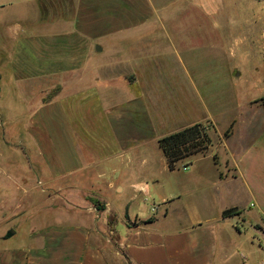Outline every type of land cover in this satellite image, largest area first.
<instances>
[{"label": "crops", "instance_id": "0c3cea01", "mask_svg": "<svg viewBox=\"0 0 264 264\" xmlns=\"http://www.w3.org/2000/svg\"><path fill=\"white\" fill-rule=\"evenodd\" d=\"M33 1L38 9L33 20L25 19L32 30L20 29L22 50L35 71L31 76L20 77L21 80L60 73L72 75L69 84L77 82L75 79L83 83L88 79V63L84 60L92 55L93 71L118 67L120 70L114 73L118 81L120 75L131 76L122 77L134 88L126 102L127 116L120 113L112 118H151L144 108L154 104L165 106L166 101L160 96L149 100L153 84L151 67L141 60L154 53L162 57L165 19L161 15L180 0ZM88 45L91 48L99 45V50L92 48L90 53ZM79 52H83V57L75 56ZM161 62L156 63L158 67L163 65ZM68 95L33 111L25 131L35 147L29 155L22 151L30 171V176L23 180L26 184L27 179L34 178L37 190L42 181L35 164L40 165L47 171L43 179L48 185L69 192L64 194L67 201L76 197L74 188H81L94 194L104 207L97 210L87 203L73 213L83 220L94 215L92 225L86 220L71 224L59 221L30 231V243L26 245H0V264H121V260L127 264H249V259L229 245V232L240 236L241 228L251 230L250 244L256 243L258 253L262 254L257 258L258 264H264V123L259 126V121L254 120L243 129V124L235 121L232 132L226 137L225 131L220 133L215 136L216 141L207 133L206 152L195 155L190 165L178 164L172 171L167 168L158 140L194 124L208 123L214 130L213 122L211 118H187L186 123L156 136L167 171L181 176L177 191L171 199L158 201L160 218L149 216L141 220L135 216L131 221L123 216L124 225L118 228L117 210L109 204L99 185L83 188L75 183L74 177L87 171L95 172L99 180L104 169L111 168L115 178L107 182V190L119 196L131 191L128 207L138 195L148 199L151 194L150 184L139 175L147 167L154 168L156 154L137 143L139 139L133 135L138 127L135 121L128 122V127L123 121L111 125L113 130L106 122L92 129L89 118H72L66 102ZM176 103L181 108V101ZM4 174L0 164V242L16 234L14 223L8 222L17 216L8 218L3 214L9 196L7 183L2 179ZM56 180L63 183L57 186ZM156 182L152 178V183ZM16 204L11 215L24 210V205ZM173 205L182 218L181 221L178 218L174 228L163 225ZM228 209L237 213L223 217L222 213ZM111 217L115 221L109 223ZM9 229L14 230L11 236ZM254 254L248 252L247 257Z\"/></svg>", "mask_w": 264, "mask_h": 264}, {"label": "rangeland", "instance_id": "374dc122", "mask_svg": "<svg viewBox=\"0 0 264 264\" xmlns=\"http://www.w3.org/2000/svg\"><path fill=\"white\" fill-rule=\"evenodd\" d=\"M0 6V150L3 153L0 164L6 173L2 179L6 181L9 193L3 214H7L8 218L17 216L8 222L14 223L16 234L0 242V245H26L30 243V231L59 221L71 224L86 220L92 225L96 219L94 215L85 216L83 220L73 213L78 206L87 203L95 207L92 199L102 205L94 194L81 188H74L76 197L67 201L64 194L69 192L48 185L43 179V173L47 174V171L40 165L35 164L40 170V187L36 190L34 178L24 183L23 178L29 177L30 171L22 151L29 155L35 147L25 128L33 111L42 104L55 99L60 101L69 94L66 102L70 105L72 118H89L92 129L104 122L113 128L122 121L125 127H128V122L133 124L135 121L138 127L131 132L139 139L137 143L158 154L154 155V168L147 167L139 175L150 184L151 194L148 199L138 195L128 207L126 204L132 196L131 191L119 196L107 190V182L115 178L111 168L104 169L99 180L95 178V172L91 174L87 171L74 177L75 183L83 188L99 185L109 204L117 210L118 228L124 225L123 216L131 221L135 216L141 220H147L149 216L160 218L162 210L156 207L158 201L171 199L177 191L181 176L167 171L156 136L186 123L187 118H211L214 130L208 123L203 126L212 141H216L215 136L224 131L229 135L235 121L243 124V129L254 120L259 121V126L264 123V0H180L175 7L165 14L163 12L162 57L154 53L143 56L146 59L141 61L151 67L149 75L153 84L149 100L152 102L160 96L166 101L165 106L156 107L154 104L144 108L151 118L125 117L118 120L112 117L120 113L127 116L126 102L130 98L129 91L134 89L122 77L129 79L131 76L120 75L118 81L114 74L120 70L118 67L101 68L99 71L95 68L93 71L95 57L90 55L84 60L88 63V79L83 83L75 79L77 82L69 84L72 79L69 76L72 75L60 73L21 80L22 76H31L35 68L30 67V61L22 50L24 44L20 28L32 30L29 27L31 23L25 19L33 20L38 6L33 0H0ZM98 47L93 45L92 48L96 51ZM92 48L88 45L90 53ZM75 56L81 58L83 52ZM158 62L163 65L158 67ZM177 100L181 101V108ZM149 111L152 112L150 115ZM154 177L156 184L152 183ZM62 183L61 180L55 181L57 186ZM16 203L24 205V210L11 215ZM178 218L182 220L181 212L173 205L163 225L174 228ZM113 221L115 218L111 217L109 223ZM240 232V236L229 232V245L239 255L249 259V264H258L257 258L262 254L258 253L256 243L250 244L253 237L251 230L241 228ZM251 251L255 254L249 258L247 255ZM121 264L127 263L121 260Z\"/></svg>", "mask_w": 264, "mask_h": 264}, {"label": "trees", "instance_id": "16d2710c", "mask_svg": "<svg viewBox=\"0 0 264 264\" xmlns=\"http://www.w3.org/2000/svg\"><path fill=\"white\" fill-rule=\"evenodd\" d=\"M226 136L228 133H225ZM157 143L165 157L168 170L172 171L178 164H184L183 167L190 165L195 155L205 153L209 139L206 128L202 124H194L160 138ZM92 203L97 210H102L104 207L97 200L92 199ZM236 213L235 209H228L222 213V216H233Z\"/></svg>", "mask_w": 264, "mask_h": 264}, {"label": "water", "instance_id": "95a60500", "mask_svg": "<svg viewBox=\"0 0 264 264\" xmlns=\"http://www.w3.org/2000/svg\"><path fill=\"white\" fill-rule=\"evenodd\" d=\"M97 50H99V48H97ZM13 234H14V231L11 230V231L9 232V236H11V235H13Z\"/></svg>", "mask_w": 264, "mask_h": 264}]
</instances>
